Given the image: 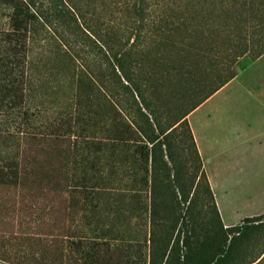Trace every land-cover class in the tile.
Wrapping results in <instances>:
<instances>
[{
  "label": "trees",
  "instance_id": "trees-1",
  "mask_svg": "<svg viewBox=\"0 0 264 264\" xmlns=\"http://www.w3.org/2000/svg\"><path fill=\"white\" fill-rule=\"evenodd\" d=\"M1 11L9 28L0 44V105L23 110L31 125L24 106L33 81L24 70L31 39L45 33L59 58L54 77L71 88L74 109L52 129L75 136L74 186L117 200L115 213L126 209L149 229L146 255L138 235L102 228L100 239L129 242L128 264L264 261V250L243 258L264 215L224 225L188 120L238 75L241 59L264 55V0H0ZM118 73L154 123L151 142L128 120L133 109L112 81ZM84 119L97 128L95 139L79 134ZM19 168V152L2 154L0 184L17 185Z\"/></svg>",
  "mask_w": 264,
  "mask_h": 264
},
{
  "label": "rangeland",
  "instance_id": "rangeland-1",
  "mask_svg": "<svg viewBox=\"0 0 264 264\" xmlns=\"http://www.w3.org/2000/svg\"><path fill=\"white\" fill-rule=\"evenodd\" d=\"M6 15L0 12V44L9 28ZM28 58L29 67L24 71L33 84L24 109L35 116L31 125L23 119V110L0 105V156L19 152L20 165L17 185L0 184V264H128L133 259L129 242H115L111 236L100 239V229L121 232L125 239L138 235L141 242L149 238V229L140 222L137 225L126 209L115 213L117 200L74 186L75 136L52 129L61 114L73 108L69 83L54 77L59 58L53 39L45 33L31 39ZM112 81L133 109L129 122L151 142L157 132L137 95L119 73ZM227 95L202 108L192 118V125L204 155L212 140L225 153L222 161L207 164L203 159V163L223 222L236 226L245 225L246 218L264 215V143L259 145V139L242 127L245 121L228 120L227 104L221 100ZM92 104L94 108L93 97ZM83 108L87 114L85 105ZM211 113L216 119L209 137L205 123ZM82 121L79 134L95 139L98 131L93 122ZM91 160L99 162L95 155ZM119 200L127 208L128 201ZM245 243L243 258H257L264 250V224ZM140 248L146 255L144 242ZM89 253L96 257L95 262Z\"/></svg>",
  "mask_w": 264,
  "mask_h": 264
},
{
  "label": "crops",
  "instance_id": "crops-1",
  "mask_svg": "<svg viewBox=\"0 0 264 264\" xmlns=\"http://www.w3.org/2000/svg\"><path fill=\"white\" fill-rule=\"evenodd\" d=\"M242 61V64L239 66L238 75L229 83H227L222 89H220L216 94H214L211 98H209L202 106H200L192 114L189 115L188 120L190 121V126L195 141L197 140V136L193 129L192 118L198 112H200L202 108L207 107L209 104L213 103L219 96L227 93L228 95L222 97L221 100L227 104L228 108L226 107L225 114L228 120L245 121V123L242 124V127L247 131H251L254 139H259V145H262L264 143V55L255 61L251 60L248 57H245ZM215 119L216 118L213 117L212 113L207 115L205 127L208 129L207 134L209 137L214 133L213 131L215 129H213V127L215 128ZM233 125H235L234 122ZM206 148V155H204L198 148L202 160L204 159L207 164L222 161V154L224 153V151H222L221 149H217L216 146L213 145V140L210 141L209 146H207ZM224 225L226 227L234 226V224L226 223H224Z\"/></svg>",
  "mask_w": 264,
  "mask_h": 264
}]
</instances>
